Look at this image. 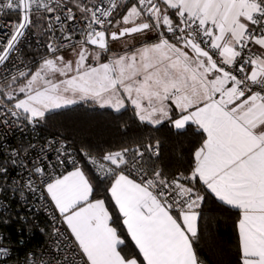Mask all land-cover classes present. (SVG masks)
Here are the masks:
<instances>
[{"label": "snow or ice", "instance_id": "6c2138e0", "mask_svg": "<svg viewBox=\"0 0 264 264\" xmlns=\"http://www.w3.org/2000/svg\"><path fill=\"white\" fill-rule=\"evenodd\" d=\"M0 264H264V0H0Z\"/></svg>", "mask_w": 264, "mask_h": 264}, {"label": "trees", "instance_id": "16d2710c", "mask_svg": "<svg viewBox=\"0 0 264 264\" xmlns=\"http://www.w3.org/2000/svg\"><path fill=\"white\" fill-rule=\"evenodd\" d=\"M220 230L227 234L229 232V227L226 226V225H221V229Z\"/></svg>", "mask_w": 264, "mask_h": 264}]
</instances>
